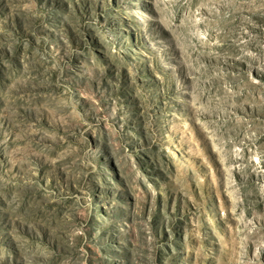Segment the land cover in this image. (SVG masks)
I'll list each match as a JSON object with an SVG mask.
<instances>
[{
	"label": "rangeland",
	"instance_id": "374dc122",
	"mask_svg": "<svg viewBox=\"0 0 264 264\" xmlns=\"http://www.w3.org/2000/svg\"><path fill=\"white\" fill-rule=\"evenodd\" d=\"M0 264H264V0H0Z\"/></svg>",
	"mask_w": 264,
	"mask_h": 264
}]
</instances>
